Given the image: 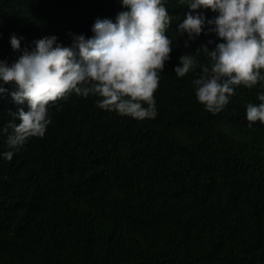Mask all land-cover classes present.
<instances>
[{
    "label": "trees",
    "instance_id": "obj_1",
    "mask_svg": "<svg viewBox=\"0 0 264 264\" xmlns=\"http://www.w3.org/2000/svg\"><path fill=\"white\" fill-rule=\"evenodd\" d=\"M121 10L120 0H0V60L11 64L43 35L70 45L72 33L91 36L96 18ZM167 10L188 11L177 0ZM177 22L154 119L72 94L50 106L43 137L0 158V264H264V124L245 118L264 89L240 86L222 111L208 112L195 97L196 74L177 77L173 67L219 38L202 31L185 47ZM18 107L0 94V128Z\"/></svg>",
    "mask_w": 264,
    "mask_h": 264
},
{
    "label": "clouds",
    "instance_id": "obj_2",
    "mask_svg": "<svg viewBox=\"0 0 264 264\" xmlns=\"http://www.w3.org/2000/svg\"><path fill=\"white\" fill-rule=\"evenodd\" d=\"M120 3L123 10L114 19H95L91 36L72 33L71 44L64 45L54 34L43 35L11 64L0 60V94L20 106L0 128L5 145L0 158L10 161L30 138L43 137L51 123L50 106L72 94L97 97L99 108L120 115L154 119V94L175 46L168 34L174 19L175 39L186 34L185 47L202 31L219 38L211 50L202 44L180 55L173 67L177 77L196 74L191 80L195 97L208 112L222 111L240 86L264 89V0H177L188 9L182 18L169 14L168 0ZM205 9L215 15L206 19ZM22 39L11 34V48L20 50ZM9 83L11 91L5 87ZM256 99L245 106L249 126L264 124V91Z\"/></svg>",
    "mask_w": 264,
    "mask_h": 264
},
{
    "label": "bare ground",
    "instance_id": "obj_3",
    "mask_svg": "<svg viewBox=\"0 0 264 264\" xmlns=\"http://www.w3.org/2000/svg\"><path fill=\"white\" fill-rule=\"evenodd\" d=\"M92 5V4H91Z\"/></svg>",
    "mask_w": 264,
    "mask_h": 264
}]
</instances>
